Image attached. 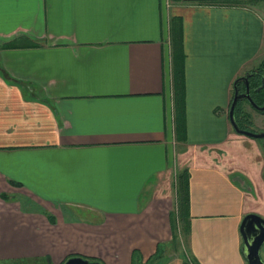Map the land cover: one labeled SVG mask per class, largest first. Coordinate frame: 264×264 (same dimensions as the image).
Returning a JSON list of instances; mask_svg holds the SVG:
<instances>
[{
    "label": "crops",
    "instance_id": "1",
    "mask_svg": "<svg viewBox=\"0 0 264 264\" xmlns=\"http://www.w3.org/2000/svg\"><path fill=\"white\" fill-rule=\"evenodd\" d=\"M263 60L264 0H0V263L247 264Z\"/></svg>",
    "mask_w": 264,
    "mask_h": 264
},
{
    "label": "water",
    "instance_id": "2",
    "mask_svg": "<svg viewBox=\"0 0 264 264\" xmlns=\"http://www.w3.org/2000/svg\"><path fill=\"white\" fill-rule=\"evenodd\" d=\"M251 73L247 72L244 75L237 77L233 83V97L229 107V122L232 125L234 131L238 134L246 135L254 139H264V131H252L241 128L234 115V109L239 100H246L252 107L258 111H264V104L260 105L255 102L252 97L249 79ZM242 81L245 86L244 91H239L236 83ZM264 82V77H262ZM263 87H258L259 91ZM239 231L242 237L241 254L247 261V264H264V260L261 257V249L264 245V218L253 213L246 214L239 225ZM62 264H102L97 260H89L81 256H71L67 258Z\"/></svg>",
    "mask_w": 264,
    "mask_h": 264
},
{
    "label": "trees",
    "instance_id": "3",
    "mask_svg": "<svg viewBox=\"0 0 264 264\" xmlns=\"http://www.w3.org/2000/svg\"><path fill=\"white\" fill-rule=\"evenodd\" d=\"M249 72L252 74L250 79H249L252 97L256 103L263 105L264 104V82H262V77H264V60L255 71L251 70ZM262 83H263V87H261V89L259 91H257L256 89L258 87L262 86ZM236 85H237L239 91L245 90V86H244V83L242 81H238L236 83ZM244 101L245 100L243 99V100H239L237 102L235 109H234L235 119L241 128L256 131V130H253L247 126L248 125L247 123L249 121L246 119L245 114H244V110L242 107V104L244 103Z\"/></svg>",
    "mask_w": 264,
    "mask_h": 264
},
{
    "label": "rangeland",
    "instance_id": "4",
    "mask_svg": "<svg viewBox=\"0 0 264 264\" xmlns=\"http://www.w3.org/2000/svg\"><path fill=\"white\" fill-rule=\"evenodd\" d=\"M243 110H244V114L246 119L249 121L247 124V126L253 130H259V128L257 126L259 125H263L264 126V111H258L257 109H255L254 107H252L246 100L244 101V103L242 104ZM246 136V135H244ZM247 137V136H246ZM251 138V137H249ZM254 140V138H251ZM258 140V139H255ZM262 143H264V139L260 140ZM82 214V213H81ZM253 214H257V213H253ZM182 245L184 246V244L182 243ZM261 257L264 260V245L261 249ZM89 259V258H87ZM92 260V259H89ZM0 264H46L44 261L42 262H1ZM189 264H191L189 262Z\"/></svg>",
    "mask_w": 264,
    "mask_h": 264
}]
</instances>
